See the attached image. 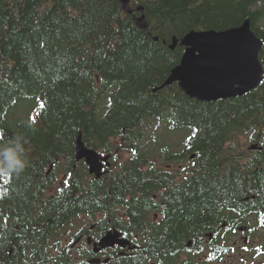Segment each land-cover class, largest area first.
Segmentation results:
<instances>
[{"label": "trees", "instance_id": "1", "mask_svg": "<svg viewBox=\"0 0 264 264\" xmlns=\"http://www.w3.org/2000/svg\"><path fill=\"white\" fill-rule=\"evenodd\" d=\"M132 6L127 14L121 0H0V146L21 135L30 160L22 174L0 172V264H71L67 251H55L64 218H94L128 194L113 188L104 196L101 178L86 166L74 168L80 131L95 150L124 133L135 134L137 149H156L155 140L168 149L169 136L187 132L197 176L170 194L184 198L183 207L174 203L184 225H163L154 231L158 237H179L180 230L181 244L195 245L212 231L221 240L224 226L246 224L250 234L264 227V81L244 96L214 102L193 99L177 84L154 91L185 52L170 48L175 37L238 27L249 18L264 39V0H132ZM142 14L147 29L134 19ZM242 137L262 150L243 148ZM135 164L128 173L135 170L137 188L152 195L157 187L140 177L139 158ZM136 207L130 226H156L140 218L161 206L146 198Z\"/></svg>", "mask_w": 264, "mask_h": 264}, {"label": "flooded vegetation", "instance_id": "2", "mask_svg": "<svg viewBox=\"0 0 264 264\" xmlns=\"http://www.w3.org/2000/svg\"><path fill=\"white\" fill-rule=\"evenodd\" d=\"M264 50V48H263ZM264 51L261 54V61L264 65ZM169 119H174L169 117ZM121 136L110 138V147L101 146L97 151L102 161L101 191L117 188L124 193L122 200L113 203L114 209L108 212H102L92 218L88 213H78L71 218H64V228L59 235L60 243L55 251H67L71 256V264H236L243 261L251 250L244 237L241 244L239 240L229 243L233 235L241 234L245 230L242 228L230 229L226 224L220 232L223 237L216 238L214 231L207 233V238L203 244H193V239L189 243L181 244L183 231L178 230L179 237L175 232L167 239L158 237L154 231L163 225L177 222L184 225L183 217L179 212L175 213L174 203L178 207L184 206V198L175 200L170 194H178L177 185L190 187L191 179L196 177L197 166L194 163L196 153L186 152L190 149L185 147L187 132H178L177 135L169 136V148L164 149L161 144L155 141L151 142L156 149L140 148L137 149L138 140L133 138L135 135L124 133ZM178 138L176 142L175 139ZM187 149V150H186ZM157 152L165 159L172 161L164 162L160 157L155 156ZM172 155V158L170 157ZM139 158V173L141 178L146 180V185L152 184L157 187L152 195L145 196L146 188L138 189V174L131 171L135 168V161ZM76 160V156H75ZM77 161V160H76ZM78 165L86 166V160L78 161ZM89 168V166H88ZM170 178V180H168ZM190 181L187 185L186 182ZM107 194H104L106 196ZM149 198L156 202L160 208L153 212H148L147 217H141L140 221L156 226L152 228L132 227L136 225V220L129 212L131 208H137L141 199ZM264 230V227H259ZM250 231V228L247 229ZM245 231V233H248ZM240 232V233H239ZM243 234V233H242ZM221 241L217 243L216 241ZM181 244V245H180ZM172 248V252H167ZM194 248L193 250H191ZM258 252V248L253 249ZM152 253H161L164 257L161 260H145V255ZM260 254L264 253L259 250ZM238 260V261H237Z\"/></svg>", "mask_w": 264, "mask_h": 264}, {"label": "water", "instance_id": "3", "mask_svg": "<svg viewBox=\"0 0 264 264\" xmlns=\"http://www.w3.org/2000/svg\"><path fill=\"white\" fill-rule=\"evenodd\" d=\"M121 1L125 12L133 14L131 0ZM134 19L140 28L149 27L145 14L134 16ZM179 44L186 48L180 63L154 91L178 82L191 98L211 102L243 96L263 81L259 53L264 42L252 29L249 18L227 30H191L180 39L173 38L170 48L175 49ZM76 157L78 160L85 158L90 173L100 176V154L85 146L81 131L76 138Z\"/></svg>", "mask_w": 264, "mask_h": 264}, {"label": "clouds", "instance_id": "4", "mask_svg": "<svg viewBox=\"0 0 264 264\" xmlns=\"http://www.w3.org/2000/svg\"><path fill=\"white\" fill-rule=\"evenodd\" d=\"M27 140L17 135L5 146H0V172L7 175L22 174L30 165L25 148Z\"/></svg>", "mask_w": 264, "mask_h": 264}, {"label": "rangeland", "instance_id": "5", "mask_svg": "<svg viewBox=\"0 0 264 264\" xmlns=\"http://www.w3.org/2000/svg\"><path fill=\"white\" fill-rule=\"evenodd\" d=\"M261 54H262V52H261ZM152 124L155 125V122H153ZM175 141L176 142L178 141L177 137H176ZM241 143L243 144V148L247 149L248 145L250 144V141L248 138L242 137ZM59 177L61 179H63V178H65V174L59 175ZM53 189H55V188H53ZM53 189H51V190L53 191ZM243 225H246V224H243ZM248 225H249V223H248ZM247 232L248 233H245V231H244V232H242L243 234L241 233V234L233 235L231 237V240L229 241V243H233L235 240H239V242L241 244H244V242L242 240V237H244V240H246L248 244L249 243L252 244V245H249L251 250L247 252L248 256L243 261H241V259H239L240 262H238L236 264H264V256H263V254L259 253V250L264 253V230H258L255 233L253 232V234H250L249 231H247ZM253 246H254V248H258V252L257 251L255 252L254 250H252Z\"/></svg>", "mask_w": 264, "mask_h": 264}, {"label": "snow or ice", "instance_id": "6", "mask_svg": "<svg viewBox=\"0 0 264 264\" xmlns=\"http://www.w3.org/2000/svg\"><path fill=\"white\" fill-rule=\"evenodd\" d=\"M41 106L43 107V105H41ZM65 185H67V181H65ZM60 191H61V192H63V191H64V189H63V188H61V189H60Z\"/></svg>", "mask_w": 264, "mask_h": 264}]
</instances>
